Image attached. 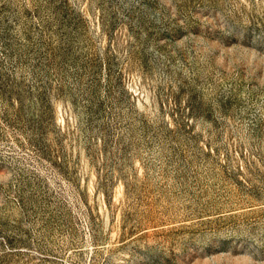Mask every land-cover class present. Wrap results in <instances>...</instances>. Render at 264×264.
<instances>
[{"label": "rangeland", "instance_id": "1", "mask_svg": "<svg viewBox=\"0 0 264 264\" xmlns=\"http://www.w3.org/2000/svg\"><path fill=\"white\" fill-rule=\"evenodd\" d=\"M0 264H264V0H0Z\"/></svg>", "mask_w": 264, "mask_h": 264}]
</instances>
